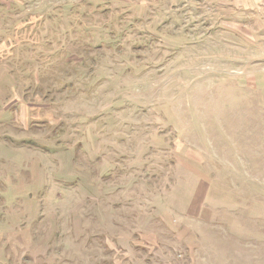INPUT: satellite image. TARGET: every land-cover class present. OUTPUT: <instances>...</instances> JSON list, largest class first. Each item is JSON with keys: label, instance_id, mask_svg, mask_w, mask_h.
Listing matches in <instances>:
<instances>
[{"label": "rangeland", "instance_id": "374dc122", "mask_svg": "<svg viewBox=\"0 0 264 264\" xmlns=\"http://www.w3.org/2000/svg\"><path fill=\"white\" fill-rule=\"evenodd\" d=\"M0 264H264V0H0Z\"/></svg>", "mask_w": 264, "mask_h": 264}]
</instances>
